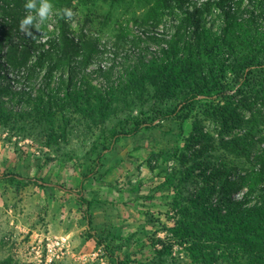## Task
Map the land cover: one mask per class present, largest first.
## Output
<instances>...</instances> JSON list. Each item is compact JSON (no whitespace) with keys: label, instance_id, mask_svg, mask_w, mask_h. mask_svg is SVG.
Returning <instances> with one entry per match:
<instances>
[{"label":"rangeland","instance_id":"obj_1","mask_svg":"<svg viewBox=\"0 0 264 264\" xmlns=\"http://www.w3.org/2000/svg\"><path fill=\"white\" fill-rule=\"evenodd\" d=\"M150 3L152 0L73 1L69 7L73 16L66 22L75 35H96L108 51L117 47V56L101 60L107 67L130 54V42L125 37L137 36L139 22ZM258 3L264 4V0ZM56 11L53 6V13L44 23L34 21L31 32H52ZM204 22L206 34L219 33L217 21ZM243 32L248 50L251 41L261 40L264 26L253 29L247 25ZM148 45L156 48L152 43ZM236 47L233 56L243 57L246 49ZM227 59L225 65L230 57ZM1 62L7 65L6 60ZM200 62L205 64L206 60ZM214 64V75H220ZM116 77L111 73L107 80L94 76L87 79L88 85L101 92L102 100L95 102L90 97L88 103V97L76 91L63 102L60 91L59 96L33 104L26 96H11L4 89L5 82L0 84V176L17 173L51 185L42 190L31 182L0 181V264H114L113 255L128 264H155L158 251L162 252L160 264H264L241 253H222L216 243L207 248L213 253L216 250L211 260H195L191 244L182 243L170 231L176 219L172 209L175 194L167 185L156 192L168 176L183 203L205 186L207 177L213 183L214 173L230 169L237 175L247 174V183L253 182L254 158L264 150V87L247 90L228 103L209 104L199 96V105L177 139L178 153L167 163H162L152 149L172 147L175 137L158 130L143 131L119 139L103 152L93 176L96 154H90V150L101 131L140 111L147 112V102L151 104L154 99L150 85L130 89ZM224 77L232 94L231 75L225 71ZM31 92L35 98V91ZM166 104L158 107L165 109ZM159 117L154 114L150 119L164 122ZM82 176H87L83 196L95 202L90 210L92 233L103 239L108 253L87 237L81 207L66 191L78 190Z\"/></svg>","mask_w":264,"mask_h":264},{"label":"trees","instance_id":"obj_2","mask_svg":"<svg viewBox=\"0 0 264 264\" xmlns=\"http://www.w3.org/2000/svg\"><path fill=\"white\" fill-rule=\"evenodd\" d=\"M73 1L88 4L93 0H51V3L57 13L69 8ZM23 4L24 0H0V48L4 51L0 49L3 52L0 84L5 82L4 89L11 96L17 99L26 96L33 104L36 101L41 104L43 98L51 99L60 91L61 100L67 101L76 91L88 97L87 103L90 97L101 102V92L88 85L87 79L94 76L107 80L111 73L117 74L118 81L130 89L146 84L154 90L153 102H147V112L140 111L101 131L90 150V154H96L93 176L103 152L109 151L119 139L135 137L143 131L158 130L175 137L172 147L152 149L162 163H167L178 153L177 139L199 105V96L209 100V104L228 103L247 90L264 87V34L261 40L251 41L247 50L246 32L241 33L247 25L253 29L264 26V4L258 0H152L139 22L137 36L125 37L130 42V54H124L120 61L115 60L107 67L101 60L117 56V47L108 51L96 35L71 33L70 25L57 14L52 32L37 35L29 28L31 36L21 33L19 21L27 14ZM205 20L217 21L219 33L206 34ZM148 43L156 48H150ZM237 45L246 49L243 57L233 56ZM5 60L7 65L1 62ZM202 60L206 63H201ZM213 63L220 75H214ZM225 71L234 84L232 94L229 93L233 89H227L229 83L224 82ZM31 90L35 91V98ZM164 102L168 104L165 109L158 107ZM154 114L160 115L164 122L155 123V119H150ZM244 137H240L239 143ZM253 164L254 183H247V174L237 175L232 169L214 173L213 183L207 177L205 186L183 203L176 187L171 188L168 176L156 188L158 192L167 185L175 194L172 209L176 219L170 231L182 243L191 244L190 252L195 260H211L216 250L213 253L207 248L216 243V249L222 253L232 251L264 261V150L254 158ZM86 178L82 176L78 190L66 191L75 196L81 207L87 237L108 253L103 239L92 233L90 210L95 202L83 196ZM2 180L11 184L31 182L42 190L51 187L42 180L26 179L17 173H4L0 176ZM161 255L160 251L156 253L155 264H160ZM112 259L114 264L129 262L116 255Z\"/></svg>","mask_w":264,"mask_h":264},{"label":"clouds","instance_id":"obj_3","mask_svg":"<svg viewBox=\"0 0 264 264\" xmlns=\"http://www.w3.org/2000/svg\"><path fill=\"white\" fill-rule=\"evenodd\" d=\"M23 7L26 15L19 21V29L26 36H31L30 27H34V21L44 23L53 13V5L51 0H24ZM57 15L65 20H71L73 12L70 8L60 9Z\"/></svg>","mask_w":264,"mask_h":264}]
</instances>
